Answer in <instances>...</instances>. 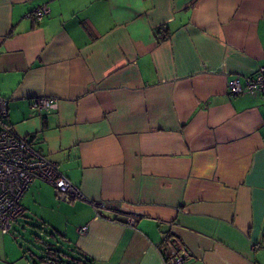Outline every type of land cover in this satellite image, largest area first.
Segmentation results:
<instances>
[{"label":"crops","instance_id":"0c3cea01","mask_svg":"<svg viewBox=\"0 0 264 264\" xmlns=\"http://www.w3.org/2000/svg\"><path fill=\"white\" fill-rule=\"evenodd\" d=\"M261 67L264 0H0L4 120L83 194L35 179L22 215L90 264H172L167 238L187 264H264V95L228 92Z\"/></svg>","mask_w":264,"mask_h":264},{"label":"built area","instance_id":"2783aa9c","mask_svg":"<svg viewBox=\"0 0 264 264\" xmlns=\"http://www.w3.org/2000/svg\"><path fill=\"white\" fill-rule=\"evenodd\" d=\"M49 8L42 4L29 16L41 20ZM231 95H264V67L251 75H236L228 82ZM56 101L48 96L33 99V106L38 110H48ZM7 115V100L0 95V231L10 232L13 222L22 216L24 207L21 197L30 184L39 179L50 184L58 199L71 202L83 199L81 190L75 186L58 168V165L42 155L27 137L18 135L13 127L4 120ZM100 206H104L103 203ZM134 217L129 216L126 224L132 225ZM86 227L79 231L83 232ZM172 264H187L188 253L180 243L166 239Z\"/></svg>","mask_w":264,"mask_h":264},{"label":"rangeland","instance_id":"374dc122","mask_svg":"<svg viewBox=\"0 0 264 264\" xmlns=\"http://www.w3.org/2000/svg\"><path fill=\"white\" fill-rule=\"evenodd\" d=\"M5 237L16 252L13 264H49L52 260L43 261L45 256L55 260L54 264H73L70 256H77L53 230L29 214L19 216ZM48 247L55 252L48 251Z\"/></svg>","mask_w":264,"mask_h":264},{"label":"trees","instance_id":"16d2710c","mask_svg":"<svg viewBox=\"0 0 264 264\" xmlns=\"http://www.w3.org/2000/svg\"><path fill=\"white\" fill-rule=\"evenodd\" d=\"M165 28L163 27H158L155 30V35H156V39L158 42H161L163 40H165V38L167 37L168 33L165 32ZM73 252L76 253L77 256H70V259L73 261V264H90L91 260H88L83 254H80L78 251L76 252L74 249H71ZM48 251H51L52 253L55 252V250L51 249L50 247H48ZM43 261H48V260H52L49 262V264H54L55 260L49 258V257H42Z\"/></svg>","mask_w":264,"mask_h":264}]
</instances>
